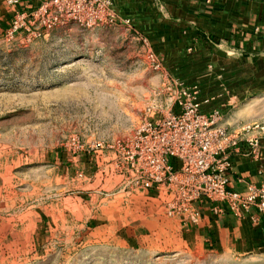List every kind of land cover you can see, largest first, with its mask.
Wrapping results in <instances>:
<instances>
[{"label": "rangeland", "instance_id": "rangeland-1", "mask_svg": "<svg viewBox=\"0 0 264 264\" xmlns=\"http://www.w3.org/2000/svg\"><path fill=\"white\" fill-rule=\"evenodd\" d=\"M3 1L0 264H264V249H220L200 221L168 215L164 190L123 189L108 148L134 134L149 105L170 107L171 84L197 86L221 109L232 87L224 75L192 50L171 66L134 18L7 39ZM152 47L161 71L147 59ZM230 105L229 125L262 119L264 91Z\"/></svg>", "mask_w": 264, "mask_h": 264}, {"label": "built area", "instance_id": "built-area-1", "mask_svg": "<svg viewBox=\"0 0 264 264\" xmlns=\"http://www.w3.org/2000/svg\"><path fill=\"white\" fill-rule=\"evenodd\" d=\"M4 2L11 10L2 33L7 39L22 33L31 42L69 23L90 28L120 21L133 26L130 18L118 16L112 0H39L23 9L18 7L21 0ZM147 59L155 70L164 69L151 48ZM171 85L175 97L170 107L149 105L132 136L108 145L117 155L113 163L123 189L164 190L167 214L195 223L202 218L205 202L217 216L230 212L241 218L256 211L253 219H264V183H247L245 190H239L231 186L229 173L233 151L250 157L263 151L264 118L226 124L222 109L204 110L211 99H200L197 86ZM82 148L77 146L79 151Z\"/></svg>", "mask_w": 264, "mask_h": 264}, {"label": "crops", "instance_id": "crops-1", "mask_svg": "<svg viewBox=\"0 0 264 264\" xmlns=\"http://www.w3.org/2000/svg\"><path fill=\"white\" fill-rule=\"evenodd\" d=\"M38 2L21 0L18 7L28 8ZM112 2L119 16L134 18L155 47L159 44L165 48L171 66L180 67L181 59L191 50L193 56L200 55L213 64L215 70L224 75L225 84L232 86L231 94H225L221 100L225 104L217 106L225 114L236 100L264 91V0ZM4 8H8L5 2ZM214 104L211 100L204 105V110L211 111ZM229 161L232 187L245 190L247 183H264V149L258 157L233 151ZM201 210L202 218L197 226L202 234L211 235L209 239L220 249L241 253L264 249V219L255 221L256 211L241 218L230 212L217 216L208 202Z\"/></svg>", "mask_w": 264, "mask_h": 264}]
</instances>
